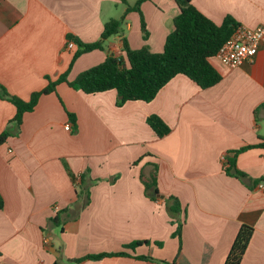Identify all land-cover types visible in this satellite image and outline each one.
I'll use <instances>...</instances> for the list:
<instances>
[{
    "label": "crops",
    "instance_id": "0c3cea01",
    "mask_svg": "<svg viewBox=\"0 0 264 264\" xmlns=\"http://www.w3.org/2000/svg\"><path fill=\"white\" fill-rule=\"evenodd\" d=\"M137 1L0 0V83L30 99L69 68L78 46L68 48L67 35L95 42L108 20ZM192 3L217 24L232 15L241 25L264 26V0ZM179 13L176 0L142 1L103 49L74 61L68 79L109 54L125 55L124 39L132 49L146 45L161 52ZM210 61L222 75L216 85L202 88L178 74L148 102L119 105L115 89L86 93L62 82L25 113L20 127L10 124L15 105L0 98V134L9 126L13 131L0 145V264H70L68 259L119 251L134 241L150 243L127 250L132 256L155 260L109 256L78 264H224L243 224L254 231L240 264H264V181L254 185L264 177V148L237 156L248 178L225 170L234 150L264 138V39L253 61L240 67L215 56ZM152 115L169 133L158 136L148 123ZM153 163L157 199L141 179ZM82 172L86 205L73 181ZM170 197L182 205L181 239L167 208ZM54 206L72 213L62 227L50 221Z\"/></svg>",
    "mask_w": 264,
    "mask_h": 264
},
{
    "label": "trees",
    "instance_id": "16d2710c",
    "mask_svg": "<svg viewBox=\"0 0 264 264\" xmlns=\"http://www.w3.org/2000/svg\"><path fill=\"white\" fill-rule=\"evenodd\" d=\"M142 1L144 0H138L136 6L128 7L125 14L120 18L108 20L104 25L101 38L95 42L84 43L73 35H67V38L74 42V46L75 44L78 46L69 68L57 79L52 80L49 78L48 85L39 91L33 92L30 99L25 100L11 94L0 83V98L10 101L17 110L15 116L10 120V124L13 123L20 127L25 113L34 111L40 97L43 94L56 91L57 86L62 82H66L70 87L86 93L115 89L119 95V105H123L128 100L151 101L160 89L178 74L188 76L202 88H208L219 83L222 75L212 65L210 58L215 56L240 24L232 15H227L221 24H217L197 9L192 0H176L180 7V13L174 19V29L168 35L164 49L161 52H154L146 45L139 49H132L127 40L124 39L123 50L125 55L114 56L109 54L103 62L80 72L73 80L68 79L74 61L85 52L103 49L105 40L120 34L126 13L134 8L139 10V4ZM142 22L145 30L143 19ZM144 36L147 37L146 32ZM69 115L72 118L75 116L70 112ZM148 123L160 137L170 131L169 126L157 115L150 116ZM12 134L13 131L10 126L4 129L0 134V145ZM257 147L264 148V138L259 143L244 145L234 150L233 155L227 158L226 172L240 179L248 178V174L237 167V156L245 150ZM157 167L158 165L153 163V171L149 175L143 174L141 177L146 193L152 199H157L159 194ZM84 179L85 172L73 176L78 196L85 197L84 205H86L89 203L90 195L89 192H85L82 186ZM261 181H264V177L255 179L254 185ZM167 208L173 220L179 222L175 235L181 239L182 221L179 219V215L182 213L181 202L176 197H170L167 201ZM66 217H73L69 209H58L55 215L50 218V221L54 226L62 227L67 219ZM253 231L254 228L251 225H241L224 264L241 263ZM149 243V241H134L126 244L122 250L68 259V263L78 264L87 259L101 260L109 256H132L127 250H135L138 246ZM158 244L161 245V242H158ZM132 257L142 260H155L146 255ZM157 262L159 264H176L175 260H158Z\"/></svg>",
    "mask_w": 264,
    "mask_h": 264
},
{
    "label": "built area",
    "instance_id": "2783aa9c",
    "mask_svg": "<svg viewBox=\"0 0 264 264\" xmlns=\"http://www.w3.org/2000/svg\"><path fill=\"white\" fill-rule=\"evenodd\" d=\"M264 39V26L259 25L251 28L245 25H238L232 35L225 41L215 54L222 63L235 68L240 67L245 62H252L258 52V48ZM74 42L67 43L68 48H73ZM70 130V124L66 125ZM56 212L59 207L54 206Z\"/></svg>",
    "mask_w": 264,
    "mask_h": 264
}]
</instances>
